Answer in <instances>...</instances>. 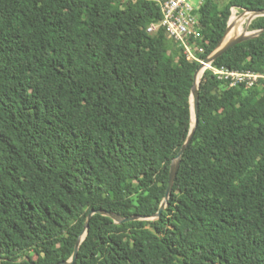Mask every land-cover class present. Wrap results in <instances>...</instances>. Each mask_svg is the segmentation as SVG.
Instances as JSON below:
<instances>
[{
  "label": "trees",
  "instance_id": "1",
  "mask_svg": "<svg viewBox=\"0 0 264 264\" xmlns=\"http://www.w3.org/2000/svg\"><path fill=\"white\" fill-rule=\"evenodd\" d=\"M233 7L264 0H202V59ZM163 17L158 0H0V264L70 260L93 209L159 211L201 64L149 31ZM213 65L264 71V31ZM199 88L168 207L94 214L73 264H264V87L206 69Z\"/></svg>",
  "mask_w": 264,
  "mask_h": 264
},
{
  "label": "built area",
  "instance_id": "2",
  "mask_svg": "<svg viewBox=\"0 0 264 264\" xmlns=\"http://www.w3.org/2000/svg\"><path fill=\"white\" fill-rule=\"evenodd\" d=\"M163 11V19L149 27V31H156L159 27H164L169 37L184 47L185 53L191 60L203 62L200 52L203 51L195 40L201 37L200 22L195 14V7L190 0H158ZM201 4V3H200ZM217 75L218 79L231 87L246 85L249 87H264V71L252 69H230L226 65H207Z\"/></svg>",
  "mask_w": 264,
  "mask_h": 264
},
{
  "label": "water",
  "instance_id": "3",
  "mask_svg": "<svg viewBox=\"0 0 264 264\" xmlns=\"http://www.w3.org/2000/svg\"><path fill=\"white\" fill-rule=\"evenodd\" d=\"M252 12H253V15L251 17L250 22H252V20L255 17L264 16V10H258V11H252ZM232 27H233V25H232L231 19H230L228 28H227L224 36H223V39L219 43L218 47L215 49V51L212 54H210L208 57H206L203 60V62H201L200 66L196 72L195 82H194V86L192 89V95H191V101H192V131H191V135L189 136L185 145L182 147L179 154L175 157V159L172 162L170 180H169V185L167 188L166 197H165L159 211L151 217L141 216V215H132V216H128V217H122V216H120L114 212L106 211L104 209H93L88 215V219H87L86 226H85L86 228H85L83 234L81 235V237H80V239L76 245L75 252H74L72 258L70 260L61 261L58 264H73L76 261V259L78 257V251L80 249L81 243L84 240V238L86 237V234H87V231L89 228L90 220L94 214L100 213L103 215H108V216L113 217L116 222L124 223V222L132 221V220H138V219H152V218L156 219V218H159L161 216L162 212L168 207L169 200H170L171 193H172V189H173V184H174L175 178L177 176V172H178V169L180 166V161H181L182 155L185 152V150L187 149L188 144L192 139V134L195 131V128L197 127V125L199 123V112H200V88H199V86H200V82L199 83L197 82L198 74L202 70L205 71V68L207 67V65L212 64L216 59H218L221 55H223L226 51H228L234 45L241 43L245 40L257 37L260 35L261 32L264 31V29H261V30H256L253 33H248L249 26H247V28L245 29V31L243 33H241L235 37H232L228 40H225L228 37V35L230 34Z\"/></svg>",
  "mask_w": 264,
  "mask_h": 264
},
{
  "label": "rangeland",
  "instance_id": "4",
  "mask_svg": "<svg viewBox=\"0 0 264 264\" xmlns=\"http://www.w3.org/2000/svg\"><path fill=\"white\" fill-rule=\"evenodd\" d=\"M190 1L197 8L200 7V3L202 2V0H190ZM216 1H218L219 3H224L227 0H216ZM251 12L252 11H249V10H246V9H242V8H239V7H233L232 8V16H233V14H236V15H238V16H240V17H242L244 19V21L242 23V26H241V28L243 30H245L247 28V26H249L250 23H251L250 20H251V17L253 15V12L252 13ZM232 16H231V18H232ZM252 31L255 32L256 30H251L250 28H248V33H253ZM241 33H243V31L242 32L241 31H237L235 33H231V34H229L230 36H228L225 40H228V39H230L232 37H235V36H237V35H239ZM152 219H154V218H152Z\"/></svg>",
  "mask_w": 264,
  "mask_h": 264
},
{
  "label": "bare ground",
  "instance_id": "5",
  "mask_svg": "<svg viewBox=\"0 0 264 264\" xmlns=\"http://www.w3.org/2000/svg\"><path fill=\"white\" fill-rule=\"evenodd\" d=\"M252 13V12H251ZM244 19L236 14H233L232 18H231V23L233 25L232 30L230 32L231 33H235L237 31H245L241 28L242 23H243ZM253 32V31H252ZM230 36V35H228ZM204 70H202L199 74H198V78H197V82H201L202 76H203Z\"/></svg>",
  "mask_w": 264,
  "mask_h": 264
}]
</instances>
